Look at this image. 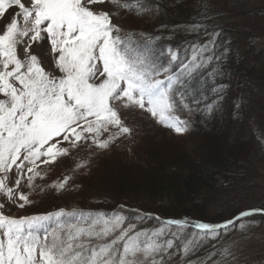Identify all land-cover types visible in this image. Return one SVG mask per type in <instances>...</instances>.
Masks as SVG:
<instances>
[{
	"label": "snow or ice",
	"instance_id": "snow-or-ice-1",
	"mask_svg": "<svg viewBox=\"0 0 264 264\" xmlns=\"http://www.w3.org/2000/svg\"><path fill=\"white\" fill-rule=\"evenodd\" d=\"M105 3L137 16L154 10L150 0H0V20L9 17L0 27V197L21 209L34 202L29 197L37 189L44 191L36 181L47 177L45 165L84 145L107 150L131 136L122 110H141L185 135L190 121L181 117L203 99L191 82L219 59L214 52L219 33L179 52L169 48L164 60L153 38L112 23L118 11L93 8ZM42 43L60 75L46 71L32 53ZM204 110L211 113L213 105ZM87 166L79 160L72 173ZM73 178L48 187L64 191ZM4 206L0 203V264H170L177 254L179 264H190L187 257L202 242L244 230L256 224L246 218L264 216V208H255L219 224L156 217L158 227L138 229L153 217H127L123 206L111 213L60 209L20 218L5 215ZM215 255L195 264H208ZM221 255L231 253L224 249Z\"/></svg>",
	"mask_w": 264,
	"mask_h": 264
},
{
	"label": "trees",
	"instance_id": "trees-1",
	"mask_svg": "<svg viewBox=\"0 0 264 264\" xmlns=\"http://www.w3.org/2000/svg\"><path fill=\"white\" fill-rule=\"evenodd\" d=\"M150 2L154 5L153 11L144 16L128 12V23L140 18L142 28L133 32L153 38V47L162 54L161 59H167L166 51L169 48L179 52L203 40L200 30L206 26L207 17L201 0ZM249 15L248 18L256 16ZM219 29L220 32L223 31L220 38L226 39V27L221 26ZM253 31L252 28L245 32L248 35ZM157 37L159 39H155ZM224 48L223 46L219 52ZM238 60L239 56L234 51L225 59L214 57L213 63L205 67L191 82L198 90L196 96L203 97L199 104L193 105V112L182 115L183 119L190 121V130L186 135L192 140L191 146L187 143L188 139L163 136L169 129L153 118L146 119L143 125L132 129L131 136L120 138L119 144H114L107 150L99 149V156L91 158L86 168L70 173L74 180L69 182L64 190L66 192L62 191L59 196L52 195L50 201H41V204L50 202L46 211L40 208L42 205L38 206L33 202L29 205V213L52 212L54 202L75 201L82 206L88 204L93 211L110 212L123 206V215L130 218L137 214H151L153 218L146 219L143 224L156 223V217L161 220L187 219L212 223L192 215L203 210L202 205L209 196L234 191L243 182L249 181L254 172V166L248 162L252 139L249 135L252 109L246 103L256 90L252 81L260 84L264 82V67L261 65L260 70H256L255 65L249 63L245 66L244 60ZM213 70L214 75H210ZM220 88L221 92L213 91ZM207 104L213 105L211 113L204 110ZM240 111L242 115L239 114ZM239 116H243V119ZM237 118L249 136L245 137L235 129ZM72 157L76 155L71 154V159L68 160L74 159ZM63 169H60L61 174ZM101 169L104 172L95 175ZM70 174L59 176V180ZM78 184L84 187L86 184L87 193L77 189ZM75 190L77 191L74 192ZM234 196L231 201L235 200ZM84 199L88 201H83ZM239 210L230 218L242 211L238 212ZM229 219L216 220L212 224L224 223ZM208 246L209 244L199 247L198 251L187 258L205 254Z\"/></svg>",
	"mask_w": 264,
	"mask_h": 264
},
{
	"label": "rangeland",
	"instance_id": "rangeland-1",
	"mask_svg": "<svg viewBox=\"0 0 264 264\" xmlns=\"http://www.w3.org/2000/svg\"><path fill=\"white\" fill-rule=\"evenodd\" d=\"M201 4L206 9L207 23L206 26L200 30V33L203 35V40H200L195 44H204L212 38L211 33H219L216 37L218 47L214 49V52L218 57L225 59L228 54L234 51L239 56L238 61L244 60L243 64L245 66L250 63L255 65L256 70H260L261 65L264 67V0H201ZM93 8L109 12V14L118 11V15L112 16V23L118 25L125 32H133V30H138L137 28L142 26L141 22H139L140 18L136 20L134 19V21L131 20L128 23V11L118 10L111 4L105 3L104 5L99 6L94 5ZM249 14H255L256 16H254V18H248V16H250ZM8 18V15H6L4 19L0 20V27H3ZM248 25H250L254 31L253 33L250 32L246 35L248 32L245 31L252 30L251 27H246ZM221 26L226 27V39H223L224 37H222V39L220 38L223 32L222 30L220 32L219 28ZM205 30L208 32L206 33ZM214 30H216V32H214ZM205 34L207 35L206 37ZM223 46L225 48L219 52ZM216 49H218V51ZM32 53L40 58L41 64L46 71L52 72L55 75H60L58 70L55 69L53 58L50 54V49L47 43H42L40 45L34 44L32 47ZM20 55H23V53L21 52ZM252 84H254L253 87H255L256 90L253 91V95L250 96L249 102L246 104L252 109V128L249 131V135L252 139L250 141V154L248 152V162L254 166L253 177L250 178L249 181L243 182L240 187L232 192L224 191L209 196V198L205 200L206 203L203 204L204 206L202 205L203 210L196 211V213L192 215L194 218L209 220L210 222L215 223L216 220L229 219L234 215V212L239 209L240 210L238 212L241 210L264 208V82L260 84L258 81H252ZM249 90L251 91V88H249ZM243 108H245V106ZM239 114L242 115L241 111ZM239 117L241 120L243 119V116ZM121 118L124 120L126 126L131 129H137L138 126L143 125L146 119H152L150 114L134 109L122 110ZM148 124H145V126H148ZM235 129L241 131L243 135H246L245 137L249 136L248 132L245 131V127L243 129V125L239 119L236 122ZM164 135L165 137L178 136V138H182L183 140L188 139L187 143L191 146L190 141L192 140L186 134L177 135L169 129V132L165 131L163 133V136ZM119 141L117 140L115 144H119ZM173 141L177 142L175 139ZM98 153L99 149L96 147L93 146L89 148L87 145H84L81 148L72 150L71 154L76 155V157H72L74 159L68 160L71 158L68 157L64 159L63 157V160H58L55 164L45 165L43 167V171L48 172L47 177L43 180L38 179L36 181L38 185H42L44 187V191L41 192L37 189L36 192L29 197L30 200L34 201L38 206L42 205L40 208H43L45 209L44 211H46V206L50 202L41 204V201L43 202L46 199V201H50L52 195L59 196V194L62 193V191L58 192L49 188L48 185L60 181L59 176L72 173V169L77 161H89L91 158L99 156ZM62 167L64 168L63 174L60 172ZM103 172L104 169H101L100 171H97L95 175H99ZM76 188H80V190L85 192L87 191L86 184L85 187L78 184V187ZM20 190L25 192L28 191V189L23 187V185ZM76 191L77 190L74 192ZM233 195H235V200L231 201ZM83 201L88 200L84 199ZM0 203H4L5 205L4 214L14 218L48 214L60 209L67 211L78 209L90 212H114L93 211L90 209L91 206L88 204L82 206L75 201H71L69 203L54 202L51 206L54 211H40L35 213H29V206L21 209L15 204L8 203L4 197H0ZM197 212L200 213L198 214ZM201 215L204 216L201 217ZM246 219L255 220L256 224L249 226L244 230L235 228L230 229L215 241L202 242L200 247L209 244L208 250H206L205 254L200 256L187 258L190 264H195V262L202 259H207L209 254L213 252H215L216 255L213 256L211 260H208V264H213V261L215 260H222L223 264H264V216H255ZM143 223L138 224L137 228L154 229L159 226L158 222H151L147 224ZM173 228H175V226H173ZM186 231L190 232L192 229L189 228L186 229ZM213 244H215V247H213ZM224 249H228L231 256L226 258L223 257L221 253ZM180 259L181 256L177 254L172 258L170 264H179Z\"/></svg>",
	"mask_w": 264,
	"mask_h": 264
},
{
	"label": "bare ground",
	"instance_id": "bare-ground-1",
	"mask_svg": "<svg viewBox=\"0 0 264 264\" xmlns=\"http://www.w3.org/2000/svg\"><path fill=\"white\" fill-rule=\"evenodd\" d=\"M151 215V214H150Z\"/></svg>",
	"mask_w": 264,
	"mask_h": 264
}]
</instances>
